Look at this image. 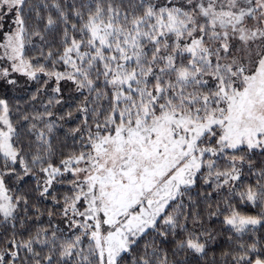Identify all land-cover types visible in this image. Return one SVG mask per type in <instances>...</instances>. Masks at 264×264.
Listing matches in <instances>:
<instances>
[{
	"label": "snow or ice",
	"instance_id": "1",
	"mask_svg": "<svg viewBox=\"0 0 264 264\" xmlns=\"http://www.w3.org/2000/svg\"><path fill=\"white\" fill-rule=\"evenodd\" d=\"M0 264H264V0H0Z\"/></svg>",
	"mask_w": 264,
	"mask_h": 264
}]
</instances>
